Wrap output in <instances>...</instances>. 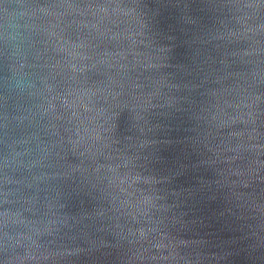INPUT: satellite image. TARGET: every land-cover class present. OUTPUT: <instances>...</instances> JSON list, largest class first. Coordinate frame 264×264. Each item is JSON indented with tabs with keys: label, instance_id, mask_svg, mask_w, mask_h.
Here are the masks:
<instances>
[{
	"label": "water",
	"instance_id": "obj_1",
	"mask_svg": "<svg viewBox=\"0 0 264 264\" xmlns=\"http://www.w3.org/2000/svg\"><path fill=\"white\" fill-rule=\"evenodd\" d=\"M0 264H264V0H0Z\"/></svg>",
	"mask_w": 264,
	"mask_h": 264
}]
</instances>
